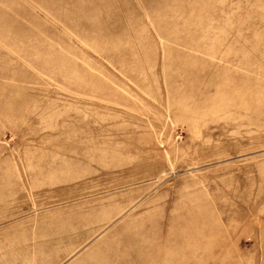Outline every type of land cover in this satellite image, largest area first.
Wrapping results in <instances>:
<instances>
[{
  "label": "rangeland",
  "instance_id": "obj_1",
  "mask_svg": "<svg viewBox=\"0 0 264 264\" xmlns=\"http://www.w3.org/2000/svg\"><path fill=\"white\" fill-rule=\"evenodd\" d=\"M0 264H264V0H0Z\"/></svg>",
  "mask_w": 264,
  "mask_h": 264
}]
</instances>
